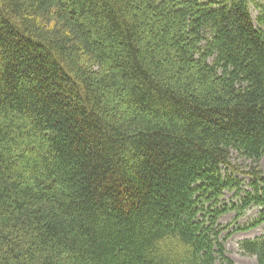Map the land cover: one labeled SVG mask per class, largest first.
Instances as JSON below:
<instances>
[{
  "label": "trees",
  "instance_id": "trees-1",
  "mask_svg": "<svg viewBox=\"0 0 264 264\" xmlns=\"http://www.w3.org/2000/svg\"><path fill=\"white\" fill-rule=\"evenodd\" d=\"M263 157L264 0H0V264H234Z\"/></svg>",
  "mask_w": 264,
  "mask_h": 264
},
{
  "label": "rangeland",
  "instance_id": "rangeland-1",
  "mask_svg": "<svg viewBox=\"0 0 264 264\" xmlns=\"http://www.w3.org/2000/svg\"><path fill=\"white\" fill-rule=\"evenodd\" d=\"M236 164L239 165V162H236ZM260 167H261L262 171L264 172V157L261 161ZM242 177H243V179L246 180V178L244 176H242ZM225 199L226 200H232V194L228 193L225 196ZM256 214H257L256 211L250 212L245 218L240 219L237 224L244 225L245 223H247V221L254 218L256 216ZM234 218H235L234 214L226 215L221 219L220 224L223 227L229 226L230 224L233 223ZM233 229H234V227H231L229 231H232ZM262 230H263V228L253 230L250 232H246V233H235L231 238H229V240L225 244V247L227 250L226 251L227 256L229 258H231L235 264H257L255 258L248 256L242 252V250L240 249V243L243 240L252 239L255 236L261 235L263 233ZM229 231H225L224 236H226Z\"/></svg>",
  "mask_w": 264,
  "mask_h": 264
}]
</instances>
